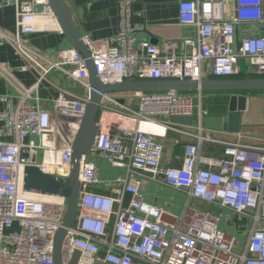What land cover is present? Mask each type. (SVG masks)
Returning a JSON list of instances; mask_svg holds the SVG:
<instances>
[{"label": "built area", "instance_id": "1", "mask_svg": "<svg viewBox=\"0 0 264 264\" xmlns=\"http://www.w3.org/2000/svg\"><path fill=\"white\" fill-rule=\"evenodd\" d=\"M133 1L117 0L118 31L108 42L81 37L101 82L232 78L239 74V60L248 77L264 78V36L237 38L238 26L264 24V0H179L180 25L195 31L194 38L183 40L185 51L179 55L135 38L139 28L129 21ZM7 6L15 8L16 32H0V45L11 43L25 61L20 70H33L38 78L23 87L12 69L0 64V82L17 93L16 103L11 95L0 96V264H52L66 198L53 196L47 202L45 194L24 192V171L32 166L42 174L68 176L87 97L60 90L47 109L38 105L37 91L53 71L88 90V74L85 60L72 48L51 58L21 41V35L36 32L40 17H52L47 0H0V10ZM133 95L138 111L128 118L134 125L98 118L94 148L79 159L78 216L66 229L61 264H264V144L214 141L199 134L196 143L184 145L180 167H163L158 139L172 127L156 117L192 118L194 98L171 92ZM115 99L105 97L101 108L108 102L131 111ZM204 142L221 145V157L201 154ZM95 157L124 169L126 177L101 181ZM148 181L186 193L183 212L173 217L147 204L140 187ZM192 200L244 219L246 229L240 236L224 231L219 215L191 206Z\"/></svg>", "mask_w": 264, "mask_h": 264}, {"label": "crops", "instance_id": "2", "mask_svg": "<svg viewBox=\"0 0 264 264\" xmlns=\"http://www.w3.org/2000/svg\"><path fill=\"white\" fill-rule=\"evenodd\" d=\"M73 10L72 21L74 22L80 38L87 35L96 44H103L110 40L118 31V4L117 0H66ZM179 0H134L131 5L130 24L138 27L134 32L135 38L148 40L158 46L162 51H168L179 55L185 51L183 40L194 38L195 31L192 27L182 26L178 17ZM231 8V7H230ZM229 8V10H230ZM41 7L37 8L40 12ZM36 32L20 36L33 50L44 52L51 58L53 54L61 49L70 48L67 39L55 19L50 16L40 17L36 22ZM0 32L7 35H14L16 32L15 8L7 6L0 10ZM238 41L248 36H264V24H250L238 26ZM25 61L19 58L11 43L0 45V64L8 65L12 69L17 81L24 87L33 85L38 74L33 70L21 71ZM77 83L65 75L53 71L42 81L38 89V105L49 109L51 102L57 98L59 91L67 87H76ZM11 95L13 103H16L17 93L5 80L0 82V96ZM194 98V113L190 126L176 125L170 123L167 117H156V120L172 128H168L164 137L159 138L163 145L162 166L180 167L183 161L184 145L196 143V137L201 134L210 140H222L240 142L243 144H264V93H249L247 95V108L242 113L241 129L238 134L228 135L222 132H213L203 128L202 120L205 116H225L228 112L229 94L223 92L191 94ZM116 98L124 99V107L131 108V111L114 107L105 102L98 118L107 122L121 121L125 127H132V120L128 118L132 112L138 111L137 98L133 93L113 94ZM32 105L35 101L31 100ZM137 107V110L134 109ZM113 108V109H112ZM116 108V109H114ZM3 105L0 103V111ZM120 110V111H119ZM115 111L116 114L112 112ZM127 117V118H125ZM200 117V119H199ZM199 120L202 129L199 128ZM200 152L206 157H221L222 147L212 142H204L200 146ZM98 164V177L101 181H113L118 177H126L125 170L111 168L108 163L99 157L93 158ZM133 178V176H130ZM98 192H104L101 186L96 187ZM140 193L144 196L145 202L168 212L173 217L183 212L188 198L186 193L179 192L171 187L162 186L152 181L143 182ZM128 199V197L126 198ZM191 206L214 215H219V225L226 232L240 236V232L246 229V221L238 216L230 214L226 210L211 208L205 203L190 201ZM172 220L170 217H166Z\"/></svg>", "mask_w": 264, "mask_h": 264}, {"label": "water", "instance_id": "3", "mask_svg": "<svg viewBox=\"0 0 264 264\" xmlns=\"http://www.w3.org/2000/svg\"><path fill=\"white\" fill-rule=\"evenodd\" d=\"M51 14L58 23L70 48L76 50L85 60L86 72L88 74V90L84 87H67L64 89L74 97H87L85 112L80 121L79 129L73 140L71 148L70 172L66 178H57L48 174H42L36 167H26L24 171V192H33L41 195H50L66 198V208L61 227L54 236L52 247V264H61V244L78 216L79 205V165L80 157L88 154L94 148L95 137L98 133L97 119L101 111V105L105 97L113 94L128 93H215L223 92L229 94L228 112L225 116H205L202 120L203 128L213 132H222L235 135L241 129L242 113L246 110L247 95L250 92L264 93V78L248 77L243 60H239L237 69L239 76L232 78H203L200 81L192 80H128L123 82L103 83L94 70L89 51L84 45L78 30L72 21L73 10L66 0H47ZM116 102L124 105V99L116 98ZM134 109L137 110V107ZM170 123L176 125L190 126L191 117L170 116Z\"/></svg>", "mask_w": 264, "mask_h": 264}, {"label": "bare ground", "instance_id": "4", "mask_svg": "<svg viewBox=\"0 0 264 264\" xmlns=\"http://www.w3.org/2000/svg\"><path fill=\"white\" fill-rule=\"evenodd\" d=\"M55 197L53 196H50V195H44V199L47 201V202H52L54 200Z\"/></svg>", "mask_w": 264, "mask_h": 264}, {"label": "trees", "instance_id": "5", "mask_svg": "<svg viewBox=\"0 0 264 264\" xmlns=\"http://www.w3.org/2000/svg\"><path fill=\"white\" fill-rule=\"evenodd\" d=\"M236 77H244V75H242V76L237 75ZM250 93H262V92H250ZM181 94H190L191 95V94H194V93H181Z\"/></svg>", "mask_w": 264, "mask_h": 264}]
</instances>
